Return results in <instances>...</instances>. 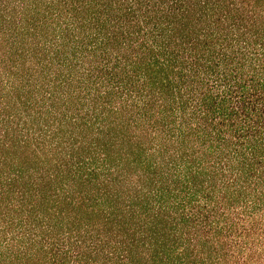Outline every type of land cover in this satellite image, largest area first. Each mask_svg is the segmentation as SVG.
<instances>
[{
	"label": "trees",
	"instance_id": "1",
	"mask_svg": "<svg viewBox=\"0 0 264 264\" xmlns=\"http://www.w3.org/2000/svg\"><path fill=\"white\" fill-rule=\"evenodd\" d=\"M0 264H264V0H0Z\"/></svg>",
	"mask_w": 264,
	"mask_h": 264
}]
</instances>
